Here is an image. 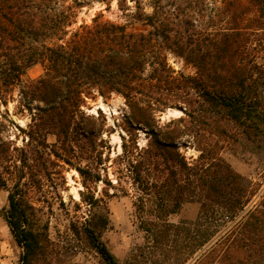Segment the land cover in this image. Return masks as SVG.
Listing matches in <instances>:
<instances>
[{
  "label": "trees",
  "instance_id": "trees-1",
  "mask_svg": "<svg viewBox=\"0 0 264 264\" xmlns=\"http://www.w3.org/2000/svg\"><path fill=\"white\" fill-rule=\"evenodd\" d=\"M73 2L0 0V103L7 106L19 87L30 114L22 129L0 110V191L8 189L4 217L22 249L21 264H39L53 244L29 195L49 184L58 188L72 169L86 190L82 203L91 208L84 222L72 224L73 233L103 264H120L101 239L109 218L95 194L110 162L119 185L129 180L148 194L157 173L169 177L154 186L164 200L172 196L177 207L199 200L196 236L184 229L189 255L202 251L196 264H264L263 185L221 156L238 143L264 144V65L252 59H264V0H219L210 9L204 0L176 7L167 0H130L133 6L118 0L119 10L140 28L99 14L70 31L82 7ZM170 56L192 66L195 75L177 72ZM37 65L44 74L23 83ZM113 95L128 108L121 153L114 158L104 114L86 111L90 100ZM168 110L183 115L162 125L160 115ZM12 125L24 133V145L9 136ZM139 131L148 139L143 147ZM184 139L200 153L194 164L181 152ZM259 175L264 182V166ZM165 207L160 205L166 214Z\"/></svg>",
  "mask_w": 264,
  "mask_h": 264
},
{
  "label": "rangeland",
  "instance_id": "rangeland-1",
  "mask_svg": "<svg viewBox=\"0 0 264 264\" xmlns=\"http://www.w3.org/2000/svg\"><path fill=\"white\" fill-rule=\"evenodd\" d=\"M78 1L82 3V7L77 10L76 24L68 29L70 31L83 23L91 24L92 19L99 14L104 20L127 24L131 30L140 28L133 24L127 13L119 10L118 0ZM126 1L130 6L134 5L130 0ZM167 1L170 6L176 7L178 2L186 0ZM68 3L74 2L68 0ZM204 6L210 9L220 6V3L219 0H204ZM199 9H203V6H199ZM147 10L150 11L149 8ZM261 57L262 55L258 54L257 58L252 59L264 65V59ZM170 64L177 72L195 75V69L181 59L170 56ZM43 74V67L37 65L27 71L23 83L36 80ZM23 104L18 87L12 98L8 100L7 106L0 103V110L8 111V119H11L16 126L26 129L30 123V114ZM36 105L34 104L33 107ZM102 106L104 108H101ZM98 110H101L106 118L109 129L108 140L112 147L111 157L114 158L117 153H121V135H125L124 119L128 114V108L122 97L113 95L107 100L102 97H98L95 101L90 100L86 111L96 114ZM182 115L180 111L168 110L160 115L161 124L164 125ZM15 125H12L9 136L18 146H22L26 143L23 140L25 136L15 128ZM55 141L54 136H48L50 144ZM189 141L192 142L190 139L180 141L181 152L189 163L194 164L200 153ZM138 142L142 147L148 142L143 131H139ZM221 156L235 171L259 181L264 188V182L259 175L264 166V144L238 143L222 150ZM108 166L109 174L103 176L106 182L99 183L95 191L97 197L103 198V205L107 210L96 209L95 212L101 211L109 218V223L100 230V236L120 264H196L202 251L189 255L190 249L187 246L190 244L184 240L186 233L184 229H191L192 238L196 236L198 228L196 224L200 214L199 200L193 198L192 201L177 207L172 201V196L164 200V196L158 195L157 190H154V186H159L164 179L169 178L167 175L161 177L154 173L150 178V184L154 185L153 190L144 194L132 181H125L122 185L117 184L119 175L111 162ZM65 177L66 183L60 184L58 188H53L49 184L45 186L43 192H33L29 195L40 209L44 221L48 223V233L53 243L49 254L39 264H103L101 257L88 247L82 235L76 236L72 231V224L84 222L91 215L89 212L91 208L82 203L81 193L86 190L80 175L72 169L66 171ZM107 181L112 182V186L107 184ZM7 198L8 189L1 190L0 264H21L22 249L15 243L4 217L5 209L8 207ZM161 204L166 206V214L161 211ZM147 229L154 231L155 240L146 232ZM190 243H193V240Z\"/></svg>",
  "mask_w": 264,
  "mask_h": 264
},
{
  "label": "bare ground",
  "instance_id": "bare-ground-1",
  "mask_svg": "<svg viewBox=\"0 0 264 264\" xmlns=\"http://www.w3.org/2000/svg\"><path fill=\"white\" fill-rule=\"evenodd\" d=\"M101 108H104L103 106ZM104 110V109H103Z\"/></svg>",
  "mask_w": 264,
  "mask_h": 264
}]
</instances>
